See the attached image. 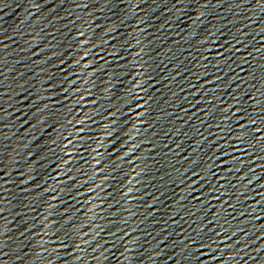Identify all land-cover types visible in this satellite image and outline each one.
Returning <instances> with one entry per match:
<instances>
[{"label": "water", "instance_id": "obj_1", "mask_svg": "<svg viewBox=\"0 0 264 264\" xmlns=\"http://www.w3.org/2000/svg\"><path fill=\"white\" fill-rule=\"evenodd\" d=\"M81 264H264V0H138Z\"/></svg>", "mask_w": 264, "mask_h": 264}]
</instances>
